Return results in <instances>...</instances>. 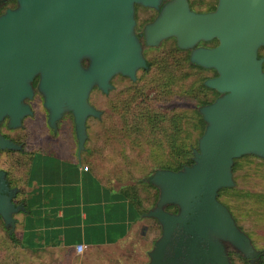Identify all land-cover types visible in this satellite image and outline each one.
<instances>
[{
	"label": "water",
	"instance_id": "95a60500",
	"mask_svg": "<svg viewBox=\"0 0 264 264\" xmlns=\"http://www.w3.org/2000/svg\"><path fill=\"white\" fill-rule=\"evenodd\" d=\"M163 1L15 0L0 15V125L7 120V129L16 130L33 116L27 102L33 100L36 80L49 128L56 130L65 113L72 115L79 155L87 118L100 116L88 103L91 90L107 94L113 77L135 81L146 67L134 33V6L159 11L144 29L145 43L174 38L177 48L191 50L192 64L216 72L204 85L220 96L199 110L206 128L193 150V164L152 176L159 195L144 217L156 220L161 234L147 264H230L226 246L251 262L258 252L217 195L234 186V160L264 159V70L258 59L264 47V0H217L205 14L192 12L187 0H171L160 10ZM211 40L217 41L215 47L195 48ZM20 149L0 134V151ZM18 193L0 171V219L10 235L15 215L25 212L13 202ZM166 206H175L177 213Z\"/></svg>",
	"mask_w": 264,
	"mask_h": 264
},
{
	"label": "rangeland",
	"instance_id": "374dc122",
	"mask_svg": "<svg viewBox=\"0 0 264 264\" xmlns=\"http://www.w3.org/2000/svg\"><path fill=\"white\" fill-rule=\"evenodd\" d=\"M169 1L171 0L163 1L160 10ZM187 2L190 10L195 13L210 12L217 5V0H187ZM6 8H12V4L6 5ZM156 12L159 13L140 5L134 6L135 35L137 32H143L144 35L145 27L150 24H147L148 21L156 16ZM139 42L141 43L140 40ZM144 44L151 47L143 54L141 43L144 58L148 62L154 61L149 71L138 70L135 81L121 75L113 77L110 81L112 88L107 94H103L96 87L91 90L88 103L100 112V116L87 118V138L83 150L86 148L87 159L93 162L103 175L109 176L108 183L134 187L142 201L143 210L148 213L155 208L157 202L154 205L156 191L148 186L147 178L169 162L170 158L175 159L179 151L183 154L192 149L193 154V150L198 148L202 134L194 126L193 111L196 100L193 97L195 89L198 90L197 86L204 84L207 79L216 77V72L191 69L183 62L185 53L171 52L176 45L173 38L162 40L154 46H148L145 40ZM216 45L217 41L211 40L199 42L195 48L202 46L213 48ZM258 57L263 60L264 70V47L259 48ZM155 58L157 60H154ZM161 58H171L169 60L175 70L172 83L162 73ZM87 63L83 61L82 65L86 67ZM161 90L162 95L159 94ZM197 95L200 101L207 103H213L220 96L200 91ZM30 105L33 116L25 118L22 127L7 132V120L0 125V132H5L17 144H23L22 152L0 153V169L8 174L9 180L17 184H20L25 177L30 155L40 149V146L48 147L60 138L65 145L69 143L70 138L73 139L74 144H77L70 113L63 115L64 117L56 124L57 131H54L48 126V114L43 108V99L36 87ZM162 118L165 122L161 120ZM149 119H156L157 125L160 123L162 133H159V126H156L157 130L154 132L151 131L153 125ZM179 122L181 125L176 129ZM234 161V171L232 169L234 186L222 191L220 202L229 207L236 226L252 241L255 249L264 251V159L245 155ZM144 215L141 230H143V244L147 247L160 237L161 232L159 224L154 223L157 221ZM19 230V226L15 225L11 235L16 242H12L9 230L4 227L0 219V264L56 263L58 259L52 254L53 252L38 253L21 248L18 244ZM226 252L230 264H246L242 255L230 246H226Z\"/></svg>",
	"mask_w": 264,
	"mask_h": 264
},
{
	"label": "crops",
	"instance_id": "0c3cea01",
	"mask_svg": "<svg viewBox=\"0 0 264 264\" xmlns=\"http://www.w3.org/2000/svg\"><path fill=\"white\" fill-rule=\"evenodd\" d=\"M60 140L32 153L15 186L25 209L15 216L25 248L53 252L55 264H146L152 246L143 244V217L121 186L78 155L72 138Z\"/></svg>",
	"mask_w": 264,
	"mask_h": 264
},
{
	"label": "trees",
	"instance_id": "16d2710c",
	"mask_svg": "<svg viewBox=\"0 0 264 264\" xmlns=\"http://www.w3.org/2000/svg\"><path fill=\"white\" fill-rule=\"evenodd\" d=\"M8 4H12V8H13V6H15V0H6V2L4 3V4H2V5H0V15L7 9L6 8V5H8ZM213 11V10H212ZM178 52V53H185V56H184V60H183V62L184 63H187L188 64V66L191 68V69H196V70H203L202 68H200V67H198V66H196V65H194V64H191V62H190V59H189V55H188V53L186 52V51H183V50H181V49H179V48H177V46L175 45L174 46V50H172L171 52ZM169 59H171V58H161L160 60H161V62H162V73L165 75V78L169 81V82H171L172 83V81H174V78H173V74H174V72H175V70H174V65H173V63L171 62V60H169ZM258 59H260V57H258ZM154 60H157L156 58L154 59ZM154 63V61H152V62H148L147 64H146V67L144 68V69H141V71H143V72H145V71H149V69L154 65L153 64ZM206 81V80H205ZM204 81V82H205ZM36 83H37V81L35 80L34 82H33V87H35L36 86ZM198 87V90L197 89H195V95H194V99L196 100V105H195V107H194V111H193V120H194V122H195V124H194V126H195V129L196 130H199L200 131V133L203 135V133H204V131H205V128H206V124H205V122H204V120H203V117H202V115L200 114V112H199V110L201 109V108H203L204 106H207V105H209V104H211V103H207L206 101H200L201 99L198 97V95H197V92L198 91H200V92H208V93H210V94H212V95H214V96H216L217 95V93L215 92V91H213V90H211V89H209V88H207L203 83H201L200 85H198L197 86ZM162 89H164V87H162ZM160 95H162L163 94V91L161 90L160 91V93H159ZM200 108V109H199ZM161 120H163V122H165V119H161ZM149 121L151 122V124L153 125V126H151L152 128H151V131L152 132H154L155 130H157L156 129V126H159V133H162V129H161V127H160V123H159V125H157V124H155L156 123V119H149ZM180 122H181V120H180ZM180 122H179V125H177V123H176V129H178L179 127H180ZM162 127H164V125H162ZM181 141V139H179V142ZM181 146V145H180ZM85 147V146H84ZM87 149L85 148L84 150H83V154H84V156H86V158H87V151H86ZM31 156V155H30ZM192 157H193V154H192V149L191 150H189V151H187V152H185V153H183L182 154V151H179L178 152V154H176L175 155V159H172V158H170V161L169 162H166L164 165H162L160 168H158V170H156V171H162V170H166V171H172V172H178V171H181L182 169H183V167H189V166H191L192 164H193V161H192ZM243 157V156H242ZM235 162V161H234ZM30 164V159H29V161H28V165ZM234 164V163H233ZM28 165H27V167H28ZM233 171H234V166H233ZM155 171V172H156ZM154 172V173H155ZM153 173V174H154ZM153 174L151 175V176H149L148 178H147V184H148V186H150L152 189H154L155 191H156V193H155V196H154V205H155V203L157 202V199H158V189L156 188V187H154L152 184H151V179H152V176H153ZM6 175H7V177H8V174L6 173ZM103 177L107 180V181H109V176L108 175H106V174H104L103 175ZM11 180H9V178H7V182H8V185H9V187H12V188H16L15 186H17L18 184L17 183H15V182H13V181H11ZM224 189H221V190H219L218 191V195H217V200L220 202V194L222 193V191H223ZM120 191H121V193L123 194V196L124 197H126V198H128L131 202H132V204L135 206V208H136V210H137V217L140 215V216H142L143 217V215L147 212V211H144L143 210V208H142V201H141V199H140V197H139V195H137V192H136V189L134 188V187H131V186H124V185H122L121 187H120ZM16 198H17V195H16V197L13 199V202H14V204L15 205H20V202L18 201V200H16ZM221 203V202H220ZM222 204V203H221ZM223 205V204H222ZM225 206V205H224ZM226 207V209L229 211V213L231 214V212H230V209H229V207H227V206H225ZM166 211H168V212H170V213H172V214H176L177 213V208L175 207V206H167L166 207ZM231 216H232V218H233V220H234V222H235V218L233 217V215L231 214ZM154 223H156L157 224V222H154ZM236 223V222H235ZM158 227V226H157ZM160 228V227H159ZM148 230V229H147ZM160 232H161V229H160ZM10 239L12 240V242H16V240H15V238H14V236L13 235H10ZM251 241V240H250ZM155 242H156V240H154V241H152V244H151V246L153 247V245L155 244ZM18 244L20 245V247L21 248H25V245L23 244V242L20 240L19 242H18ZM251 244H252V241H251ZM252 246H253V244H252ZM254 247V246H253ZM27 248H30V247H27ZM254 249H255V247H254ZM256 250V249H255ZM257 251V250H256ZM258 252V255H257V257L256 258H254L251 262L250 261H248V260H246L245 258H243L242 257V259L244 260V262H246V264H264V251H262V250H260V251H257Z\"/></svg>",
	"mask_w": 264,
	"mask_h": 264
},
{
	"label": "flooded vegetation",
	"instance_id": "af4514ba",
	"mask_svg": "<svg viewBox=\"0 0 264 264\" xmlns=\"http://www.w3.org/2000/svg\"><path fill=\"white\" fill-rule=\"evenodd\" d=\"M4 3H5V1H4ZM3 3V1L0 3V5H2V4H4ZM165 4V3H164ZM163 4V5H164ZM210 12H212V11H210ZM157 14H156V16L152 19V20H150V21H148V23L147 24H149V23H151V22H153L154 20H155V18L157 17V15H158V12H156ZM207 13H209V12H207ZM198 14H205V13H198ZM136 36L138 37V39L141 41V43H142V45H143V54L145 53V50L147 49V48H151V47H147L145 44H144V35H143V32H137L136 33ZM174 39V38H173ZM175 40V39H174ZM175 43H176V41H175ZM177 46V45H176ZM199 47V46H198ZM201 48H205V49H210V48H206V47H201ZM184 51V50H183ZM185 51H188V53H189V56H190V50H185ZM145 61H146V64L148 63V61L145 59ZM31 102V101H30ZM30 102H27L29 105H30ZM30 107H31V105H30ZM32 109V108H31ZM71 115V114H70ZM64 117V116H63ZM72 117V116H71ZM24 121V120H23ZM23 121H22V125H23ZM72 121H73V119H72ZM8 131H12V130H9V129H7V132ZM54 131H57V130H54ZM53 132V131H52ZM54 133H56V132H54ZM0 134L3 136V137H5V138H7V139H9V140H11L12 142H14V140H12L11 139V137H9L5 132H0ZM76 137V136H75ZM16 145H18V146H20L21 147V149L20 150H18L19 152H22L23 151V144H17L16 142H14ZM1 152H3V151H0V153ZM15 152H17V151H15ZM77 153H78V149H77ZM0 171H3V172H5L4 170H2V169H0ZM5 175H6V172H5ZM7 175H6V181H7ZM10 188H12V187H10Z\"/></svg>",
	"mask_w": 264,
	"mask_h": 264
},
{
	"label": "built area",
	"instance_id": "2783aa9c",
	"mask_svg": "<svg viewBox=\"0 0 264 264\" xmlns=\"http://www.w3.org/2000/svg\"><path fill=\"white\" fill-rule=\"evenodd\" d=\"M84 170H87V168H84ZM78 251H80L81 250V247H78V249H77Z\"/></svg>",
	"mask_w": 264,
	"mask_h": 264
}]
</instances>
